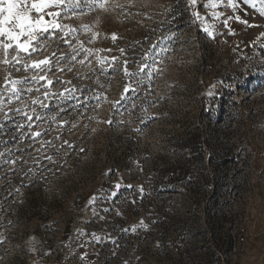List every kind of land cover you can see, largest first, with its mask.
Wrapping results in <instances>:
<instances>
[{
	"label": "rangeland",
	"instance_id": "1",
	"mask_svg": "<svg viewBox=\"0 0 264 264\" xmlns=\"http://www.w3.org/2000/svg\"><path fill=\"white\" fill-rule=\"evenodd\" d=\"M90 3L61 6L65 31L24 57L51 71L0 62V90H21L0 93V264H264V16Z\"/></svg>",
	"mask_w": 264,
	"mask_h": 264
},
{
	"label": "snow or ice",
	"instance_id": "2",
	"mask_svg": "<svg viewBox=\"0 0 264 264\" xmlns=\"http://www.w3.org/2000/svg\"><path fill=\"white\" fill-rule=\"evenodd\" d=\"M106 2L107 0H92V3L88 6L92 7L98 5L99 7H104ZM224 2L225 0H207L205 7L216 9L218 7V3ZM72 3L79 6L81 0H0V48L3 49L5 57L3 61L0 62L4 64L15 62V64L20 65L25 69H33L39 72H44L45 70L51 71V57H45L43 60L39 61L33 60L30 64L24 62V57H27L30 60L33 54H37L47 47L44 43L46 40L55 39L58 33L65 31L67 26L59 22L62 17V12L59 9L65 4L71 5ZM188 3L191 7L195 8L197 0H188ZM226 3L233 9L234 13L238 4L242 3L244 5H250L252 9L258 10L259 14L264 16V0H226ZM192 15L196 18V20L201 22H205L209 18L213 20H219L221 18V14L215 11L211 12L208 17L201 16L198 11H193ZM233 18L240 20L239 16L224 17L223 23L227 25L228 21ZM241 22L248 24V21L246 20ZM212 27V25L204 27L203 31L214 38V35L210 30ZM260 37H264V32L260 33L257 39ZM112 38L113 40L116 39L115 33H113ZM153 47H155V45ZM9 52L14 53L11 60L8 59ZM121 52H123V49H121ZM52 55L54 56L55 53ZM72 59L75 60V56H73ZM112 59L115 61L116 58L113 57ZM145 59H147V57H145ZM80 63H84V61L81 60ZM123 63L125 64V75H134V73L128 71L127 61H124ZM151 67H153V65L143 63L139 72L150 76L152 73L146 70ZM60 70L63 71V69ZM28 79L29 78L26 77L25 81ZM30 79L32 81H37V79L39 81H44L47 86H51L53 84V81L49 80L46 74L41 75L38 78L33 76ZM19 83V80H6L5 88L0 90V93L3 91H9L16 97V99H19L21 91L17 87ZM28 91H32V89H28ZM130 92H135V89L130 86H126L124 92L121 94V100L115 101L114 103L118 106L122 101L128 98ZM209 94L211 95V93ZM48 95L49 93L45 91L44 96L47 97ZM9 102H11V97H9ZM33 103L41 104V106L47 107V105H43L40 100L33 101ZM25 115L27 116L26 113ZM27 119L31 121L32 117L27 116ZM37 119H40V117H37ZM34 135L39 136L40 133L36 132ZM64 143L67 144L68 142L65 141ZM48 159L51 158L48 157ZM114 187L119 189L121 185L117 182ZM128 187L132 186L128 185ZM140 190L141 192L143 191V186H140ZM116 194L117 193L115 191L111 193L112 196H115ZM94 200L95 196H92L90 198V202H93ZM141 226L147 227V225L143 224V221H141ZM135 230V227H133L132 231Z\"/></svg>",
	"mask_w": 264,
	"mask_h": 264
},
{
	"label": "trees",
	"instance_id": "3",
	"mask_svg": "<svg viewBox=\"0 0 264 264\" xmlns=\"http://www.w3.org/2000/svg\"><path fill=\"white\" fill-rule=\"evenodd\" d=\"M188 135H189L188 141L189 140H194L195 133L192 134V133L189 132Z\"/></svg>",
	"mask_w": 264,
	"mask_h": 264
}]
</instances>
